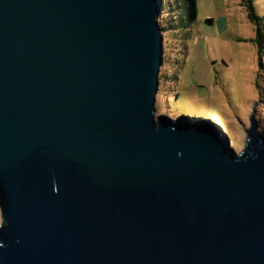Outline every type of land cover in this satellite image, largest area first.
I'll use <instances>...</instances> for the list:
<instances>
[{
	"label": "water",
	"instance_id": "95a60500",
	"mask_svg": "<svg viewBox=\"0 0 264 264\" xmlns=\"http://www.w3.org/2000/svg\"><path fill=\"white\" fill-rule=\"evenodd\" d=\"M163 9L0 0V264H264L256 108L157 113Z\"/></svg>",
	"mask_w": 264,
	"mask_h": 264
},
{
	"label": "rangeland",
	"instance_id": "374dc122",
	"mask_svg": "<svg viewBox=\"0 0 264 264\" xmlns=\"http://www.w3.org/2000/svg\"><path fill=\"white\" fill-rule=\"evenodd\" d=\"M242 2L197 0L196 18L183 21L184 0H164L157 111L208 119L237 151L243 149L254 107L264 133V0H254L260 25L250 20ZM259 26L262 37L251 41Z\"/></svg>",
	"mask_w": 264,
	"mask_h": 264
},
{
	"label": "trees",
	"instance_id": "16d2710c",
	"mask_svg": "<svg viewBox=\"0 0 264 264\" xmlns=\"http://www.w3.org/2000/svg\"><path fill=\"white\" fill-rule=\"evenodd\" d=\"M184 6H185V16L181 14V19L185 21V17H188L190 19H195L197 16V0H184ZM243 5L246 6L248 9V16L250 20L254 23H258L260 25V16L258 15L255 5H254V0H243ZM209 22H212V19L208 20ZM177 24H175L176 26ZM163 26V25H162ZM164 31L166 30V27L163 26ZM259 37H262V32L261 28L259 26L257 36L255 38L250 39L251 41H257ZM178 114V113H177Z\"/></svg>",
	"mask_w": 264,
	"mask_h": 264
},
{
	"label": "built area",
	"instance_id": "2783aa9c",
	"mask_svg": "<svg viewBox=\"0 0 264 264\" xmlns=\"http://www.w3.org/2000/svg\"><path fill=\"white\" fill-rule=\"evenodd\" d=\"M232 144V143H231Z\"/></svg>",
	"mask_w": 264,
	"mask_h": 264
}]
</instances>
